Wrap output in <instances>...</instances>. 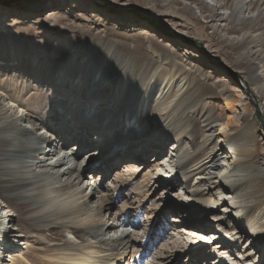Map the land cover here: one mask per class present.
<instances>
[{"label":"bare ground","instance_id":"6f19581e","mask_svg":"<svg viewBox=\"0 0 264 264\" xmlns=\"http://www.w3.org/2000/svg\"><path fill=\"white\" fill-rule=\"evenodd\" d=\"M11 2L0 0V264L5 256L10 264H264V148L249 103L233 96L227 80L212 65L203 69L174 38L153 54L151 45L142 52L112 46L124 22L132 34H161L109 16L92 0ZM156 2L159 12L239 61L259 84L264 114V0H146ZM81 16L96 19L103 41L100 50L74 41V55L95 57L86 66L75 58L43 66L33 42L21 47L4 33L8 23L76 26ZM60 38L59 46L74 49L67 36ZM120 163V178L130 185L150 168L130 191L167 193L156 211L168 223L140 220V206L126 204L127 196L114 209L124 183L106 179ZM177 188L180 200L170 193ZM9 198L18 204L22 228Z\"/></svg>","mask_w":264,"mask_h":264},{"label":"rangeland","instance_id":"374dc122","mask_svg":"<svg viewBox=\"0 0 264 264\" xmlns=\"http://www.w3.org/2000/svg\"><path fill=\"white\" fill-rule=\"evenodd\" d=\"M6 1L10 4L11 1L13 0H3ZM12 3V2H11ZM93 4H96L99 6L100 9H103V12L108 14L109 16H117L120 18H124L127 20H131L134 22H142L145 23L148 26L153 27V30L156 32H159L161 35L160 37H153L151 34L152 32H148L149 34H144V33H134L132 34V31L130 33L129 29H132V27L124 22L121 23V27L119 28L118 31L119 33L117 35H113L111 37L112 42L111 45L115 46H121L124 48H129L131 49L130 51H140L141 49H146L148 45H151L153 47L151 53L153 54L155 51L157 52H162L166 50L169 47V43H164L166 41L167 37L169 38H174L175 41H170V42H176V44H179L178 47L182 48L184 50L188 49L192 53L191 55L195 57V59L200 60L205 67L203 69H207L209 65H212V69L215 71V75L217 77H221L224 80H227L228 86L231 89V93L235 98H243L244 101H247L250 105L249 113L252 117L253 122L257 126V131H258V143H261V145L264 148V114L258 109L260 105L263 104V99L262 96H260L258 92V87L259 84L251 82L249 80L248 75L245 73L243 70L242 66L240 65L239 61L236 59H230V56L228 55V52H224V50H219L216 48L214 45H209L207 43V40L204 37H200L199 35L196 34V32L193 29L187 28L182 24V22L174 18L170 14H163L162 12H159L160 6L157 3V7L149 6L146 4V0H92ZM13 6V5H11ZM50 7L41 9L40 12H38L39 16L43 18L48 11ZM156 12V13H155ZM81 14H84L83 11L80 12ZM157 14L158 16H156ZM69 15V14H68ZM67 15V16H68ZM90 15V14H89ZM94 16V15H93ZM86 16H81L78 18V22L81 24H77L76 26H73L72 23L66 22L65 20L63 21H58L56 20L55 24L52 23H44L40 25L41 27L39 29H36L33 24L29 25H22V27H12L7 24V27L5 29V34L9 35L12 34L13 38H17L16 40L18 41L19 46H24L27 43H34L36 47H38L37 52H39L42 55L43 58V66L49 67L55 62L66 64V62H69L71 59H77V62L79 60H84V65L86 66V63H88L90 60L95 58L92 54L89 55L87 52L85 53H80V54H75L73 50L75 49L76 40H85V44H82L84 46H92L95 47L94 49L100 50V47L103 46V41L99 40V31L96 29L97 26V21H94L93 17L86 19ZM180 22H179V21ZM68 23V24H67ZM71 26H70V25ZM71 27V29L69 27ZM61 27L60 31H58L56 28ZM73 27V29H72ZM10 32V33H9ZM61 32H67V34H63ZM67 36L69 38V44L67 46H72L74 49L70 48H64L62 46H59L60 42L62 41V38L60 36ZM146 35V36H144ZM10 42H13L14 39L10 37ZM180 40V41H178ZM59 43V44H58ZM101 43V44H100ZM58 45V46H57ZM209 45V46H208ZM42 47H44V50H42ZM98 47V48H97ZM84 51V50H83ZM142 52V51H140ZM26 54V53H25ZM26 59H24L25 61ZM47 60V61H46ZM22 66H24V62ZM89 64V63H88ZM207 67V68H206ZM215 67V68H214ZM84 67H79L77 70H82ZM9 75V74H8ZM4 80L8 81L9 76L3 77ZM237 79V80H236ZM10 82L7 84L8 86H14L12 79H9ZM19 81L16 82V87H25L22 85H19ZM28 91L23 89V94H28ZM220 103H218L219 105ZM62 107H59L57 110L60 112L62 111ZM52 107H49V109ZM217 113V112H216ZM81 125L80 122H76V126ZM199 126L197 125L195 129V134L198 130ZM92 134V133H91ZM98 135V134H97ZM100 136H102V133H99ZM92 136V135H91ZM45 142H42L41 147L44 146ZM172 141H170L168 144L170 145ZM216 143V140H215ZM72 145L69 146V148ZM169 149V148H168ZM168 149L165 150V154L167 153ZM164 153L162 154V157L165 155ZM153 157V153H150L147 155V160H150ZM97 164V163H95ZM123 166L124 163H120L117 169H112V171L109 173L106 181L111 183L117 178L115 182L117 184H123L124 186L121 187V195L116 199V204L114 209H120L123 204H125L124 200L126 196L128 197V204L129 206L131 205L134 207L140 206L137 208L139 211L138 214L140 215V220H146V219H151L153 221L154 225L156 227H162L166 223L169 222V217H164L160 216V214L156 211L158 205L166 200H168V197L166 196L167 193L161 194V189L158 191L152 190L150 188H147L146 191L144 189L138 190V191H130L137 183L138 185L143 182L142 178H147L148 174L150 173L149 170L150 168L147 167L143 169L142 173L140 176H138V180L135 179V184L130 185L127 181L122 182L121 176L125 174L123 173ZM251 172H254L253 170H246V171H241L239 175L242 177H247L248 174ZM145 174V176H144ZM129 175V174H128ZM90 177L88 175H85L82 178L83 182H89ZM141 180V181H140ZM137 182V183H136ZM251 182L247 183V186H249ZM4 188L3 180L0 179V189ZM129 191V192H128ZM145 192V193H144ZM129 193V195H127ZM171 194L176 193V198L175 200H180L181 195L179 193V188L177 189H172ZM126 194V195H125ZM132 194V195H131ZM136 196V197H135ZM147 197V198H146ZM134 198V199H133ZM137 199V200H136ZM182 199V198H181ZM9 202H11V205L15 209L17 216L14 215V223L18 227L21 225L20 221V212L18 208V204H15L11 198H9ZM134 204V205H132ZM141 204V205H140ZM118 207V208H117ZM2 208V206H0ZM189 209V206H185V211ZM1 210V209H0ZM133 210L129 209L128 212H126V217L129 218L131 217V213ZM144 213V214H143ZM136 214V215H138ZM143 215V216H142ZM108 217V216H107ZM195 217V216H194ZM155 218V219H154ZM165 223V224H164ZM116 225V222L113 223ZM162 224V225H161ZM23 225H21L22 228ZM136 230V229H135ZM141 230V231H140ZM144 230L143 227H140L136 230L142 232ZM164 241H157L153 244V246L150 248V250L146 253V256H151V254L160 247V245L163 244ZM212 246L216 245L214 242L210 243ZM150 252H152L150 254ZM131 249L128 252L127 256L129 257L131 255ZM138 257V255H135V257ZM28 257V256H27ZM5 258L4 261H2V264H10V262L7 261V257ZM27 262V261H24ZM11 264H20L17 262V260L13 261Z\"/></svg>","mask_w":264,"mask_h":264}]
</instances>
